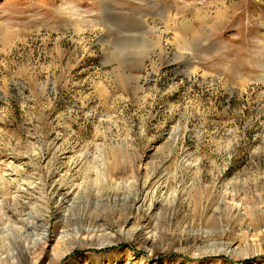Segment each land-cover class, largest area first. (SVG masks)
I'll return each mask as SVG.
<instances>
[{"label": "rangeland", "instance_id": "obj_1", "mask_svg": "<svg viewBox=\"0 0 264 264\" xmlns=\"http://www.w3.org/2000/svg\"><path fill=\"white\" fill-rule=\"evenodd\" d=\"M143 190L156 247L119 239L51 261L60 231L117 232ZM260 208L264 0H0V264H264V227L247 230ZM187 236L235 250L192 256Z\"/></svg>", "mask_w": 264, "mask_h": 264}, {"label": "bare ground", "instance_id": "obj_2", "mask_svg": "<svg viewBox=\"0 0 264 264\" xmlns=\"http://www.w3.org/2000/svg\"><path fill=\"white\" fill-rule=\"evenodd\" d=\"M182 30L188 31L186 25H181ZM181 30V28H180ZM194 34V33H192ZM137 45L138 49L142 50L143 45L140 43L135 44ZM137 50V51H140ZM141 52V51H140ZM64 160L65 155L62 154L61 156L55 157V160ZM74 167V166H73ZM71 168V167H70ZM6 174L5 176H10L11 179L13 180L16 176H19V174L16 172V169L13 168H7L6 169ZM28 181V180H27ZM110 183H113L115 179L113 177H109ZM148 182H142L146 186L148 185V189H150L152 186L157 184V193H160L162 195L165 191V186L163 185V181L161 178L154 179L153 176L149 177ZM28 183V182H27ZM32 184V183H31ZM143 184V185H144ZM28 185V184H27ZM18 186L15 188V190L12 191V193H17L20 195L25 194L26 189L30 188L29 186ZM62 185V184H60ZM33 186V185H32ZM36 186V185H35ZM75 187V186H74ZM63 191V190H62ZM75 191L76 189L73 188L67 191L66 196H75ZM230 191H227L223 198L220 200V204L224 205L232 217H238V218H245L247 216V208L246 205L240 196H236L233 194H230ZM77 194V193H76ZM54 195H58V192L56 191ZM149 195V194H148ZM30 196V195H29ZM32 196V195H31ZM29 198V197H28ZM55 198V197H54ZM68 198V197H67ZM27 199V198H26ZM41 201V200H40ZM66 201V200H65ZM55 202V201H54ZM157 200L153 198L147 197V192L142 191L140 194H138L134 199L131 201V205L129 207V213L127 216L124 217V219L120 222L119 225V230L116 232L113 231H107L104 227L100 229H95V228H86L82 229L79 232H59L57 236V242L59 244V249L54 251L49 255L51 261L57 262L61 260L63 257H65L69 252L73 250L75 247H83V246H93V247H105L106 245H109L113 243L114 241H118L119 239H127L131 240L135 243H138L139 246H147L149 248H154L156 247V242H155V234L154 232H151L149 229L148 225V220L150 213L155 209L156 207ZM219 203V202H217ZM254 212V211H253ZM263 213L264 214V209L262 210L261 208L259 209L258 214ZM21 219V218H20ZM20 219H17L15 222L18 223L19 225L22 226H17L18 229L25 228L26 225L21 223L23 220L20 221ZM256 222V227L254 228H247L248 231H256L258 228H263L264 227V217H261L257 220ZM17 224V225H18ZM132 225V226H130ZM45 227H47L45 225ZM43 236L40 238V241L38 242L37 246L41 250V254L38 256L37 260L40 261L43 259V254L45 253V249L49 247L48 240H47V229H43L42 231ZM225 242V241H224ZM202 243V239L197 238V237H192V236H187L182 239V241L178 244L181 245H188L187 248L197 251L199 245ZM224 244V243H223ZM231 244L226 245V248H232L230 246ZM24 247V245L22 244ZM236 246V245H235ZM239 248V247H238ZM30 248L27 247V250ZM235 249L233 248L232 250H217V251H208V252H192V256H204V255H212V254H227L230 255L232 251ZM32 250L30 249L27 251V254L29 255ZM35 250L33 249V252ZM30 252V253H29ZM128 261L133 262V263H139V264H144L145 262H142V258H134L132 256H129ZM30 259V258H29ZM37 261V262H38ZM136 261V262H135ZM159 263V262H158ZM81 264H85L84 262Z\"/></svg>", "mask_w": 264, "mask_h": 264}]
</instances>
